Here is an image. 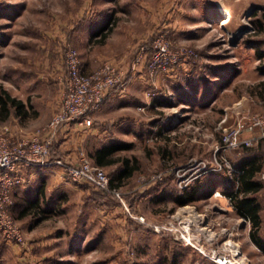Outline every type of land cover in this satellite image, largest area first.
I'll use <instances>...</instances> for the list:
<instances>
[{"label":"rangeland","instance_id":"obj_1","mask_svg":"<svg viewBox=\"0 0 264 264\" xmlns=\"http://www.w3.org/2000/svg\"><path fill=\"white\" fill-rule=\"evenodd\" d=\"M225 10L230 21L222 24ZM254 10L264 11V0H0V86L26 104L24 115L11 108L0 125L17 135L43 126L60 101L66 51L74 48L80 58L100 41L98 66L109 60L123 72L124 86L113 89L134 103L119 111L144 132L121 136L132 145L118 153L138 157V169L118 181L122 200L67 179L53 183L47 201L26 216L10 205L25 241L0 233V264H219L216 253L231 264H264L249 219L227 198L232 187L221 183L182 204L156 199L157 185L176 184L177 167L212 159L220 126L264 109V26L255 25ZM157 37L177 56L164 67L150 64ZM152 99L163 105L149 106ZM258 142L224 153L230 164L243 151L264 161ZM103 169L112 176L117 164ZM217 172L187 185L203 190L205 180L222 176ZM256 193L264 230V187Z\"/></svg>","mask_w":264,"mask_h":264},{"label":"built area","instance_id":"obj_2","mask_svg":"<svg viewBox=\"0 0 264 264\" xmlns=\"http://www.w3.org/2000/svg\"><path fill=\"white\" fill-rule=\"evenodd\" d=\"M154 45L151 66L164 67L166 63L177 57L168 50L162 37H157ZM182 53L186 54L187 51L180 50V54ZM64 64L65 71L59 76L60 101L43 126L35 131L17 135L6 124L0 125V233L6 240L17 244H23L25 237L22 227L10 211V205L13 202V187L26 180V168L56 166L71 181L87 182L122 200L121 190L110 181L109 174L103 167L93 163L83 150L78 151L75 159L62 155L50 157V145L62 126L73 123L91 125L90 112L100 106L108 91L124 86L125 76L109 60L101 62L88 73L82 72L79 54L74 48L66 51ZM220 128L219 145H215L212 159H194L183 167L176 168V184L179 188L187 185L189 179L197 175L222 170L232 174L236 187L241 169L232 167L224 151L249 146L264 137V109L244 113L233 124L223 125ZM259 175L264 180V170L260 171ZM161 177L162 173L152 175L153 179ZM211 192L220 194L218 189H213ZM227 198L231 199V195L228 194ZM139 217L142 218L141 215ZM154 227L158 228L157 224ZM214 259L219 264H231L229 261L232 258L216 253Z\"/></svg>","mask_w":264,"mask_h":264},{"label":"crops","instance_id":"obj_3","mask_svg":"<svg viewBox=\"0 0 264 264\" xmlns=\"http://www.w3.org/2000/svg\"><path fill=\"white\" fill-rule=\"evenodd\" d=\"M108 29V24L103 28V42L108 37L106 32ZM96 37V36H94ZM100 41L92 45L91 49H88L85 53L80 56V69L84 73H88L95 69L98 66L99 61L102 57L105 56L95 52V47L99 44ZM117 89H111L107 92L104 99L102 100L100 106L90 112V117L92 123L89 126L73 123L70 125L62 126L57 131V136L55 142L57 143V149L61 151V155L70 159H75L77 157L78 151L83 150L89 159L96 163L92 154L96 148H99L103 145L104 142L109 141H127L124 137H121L122 134H131L132 137L140 139L144 135L139 129V124L135 122L132 118L127 117L123 111H119L122 108H125L129 105H134V103H128L119 96V92H116ZM118 99V101H117ZM152 99L149 103V106H154L158 108L159 105H163ZM136 105V104H135ZM127 124V125H126ZM156 123H150L151 127L155 126ZM171 123L165 125V129L171 128ZM163 130V129H161ZM160 130V132H161ZM159 132V131H158ZM261 139V138H260ZM259 139V140H260ZM258 140V141H259ZM133 141V140H132ZM257 141V142H258ZM259 143V142H258ZM124 150V149H121ZM121 150H116L113 152V157L120 155L118 152ZM136 156V155H135ZM137 165H138V157ZM99 166H107L109 164H103V160L100 163H96ZM110 164L119 165V161L116 160ZM138 169V166L134 171ZM264 170V161L261 160V167L259 172ZM132 172V173H133ZM131 174V173H130ZM26 180L22 183H18L13 187L12 197L13 204L12 208L14 211L17 209L18 218L26 216L28 213L34 212V209H39L40 205H43L44 201H47V192L49 187L60 181H67V177L64 176L61 172V169L56 166L49 167H29L25 169ZM124 175V176H128ZM110 176V175H109ZM124 176H121L120 179ZM110 176V181H111ZM232 177V176H231ZM120 179L114 178L112 180L113 184L118 185ZM71 181L70 179H68ZM235 181V178L233 177ZM75 182V181H71ZM235 185V182H234ZM218 186V185H215ZM214 186V187H215ZM212 187V188H214ZM234 187V186H233ZM150 194V190L144 191V193ZM170 201H174L170 198H167ZM21 205V206H19ZM45 209V208H43ZM38 212V211H36Z\"/></svg>","mask_w":264,"mask_h":264},{"label":"trees","instance_id":"obj_4","mask_svg":"<svg viewBox=\"0 0 264 264\" xmlns=\"http://www.w3.org/2000/svg\"><path fill=\"white\" fill-rule=\"evenodd\" d=\"M252 15L255 16L253 19L255 25L262 28L264 26V11L258 14L257 11L254 10ZM106 25H103V28ZM100 36L103 37L104 35L102 34ZM260 68L264 71V65ZM194 98L195 97L193 96L191 102L193 104H197L198 101ZM28 105L31 106L30 103ZM11 108H13L15 114L24 115L26 113L25 102L11 96L4 87L0 86V118H5L9 114ZM263 144L264 137L259 140V145L263 146ZM131 145L132 143L127 141H109L104 142L101 147L94 150L92 156L96 163H100L102 160L103 164H110L116 160L119 161L117 170L111 177V182L114 178L118 180L121 176L130 174L137 168V158L135 155H132L131 157L126 155L113 157L112 155L116 150L127 149ZM56 146L57 143L54 139L50 145V157L61 156ZM246 148H248V146H240L237 149L242 151V149L245 150ZM240 154L241 155L238 156L237 159L231 161L233 168L241 169V173L238 174V183L236 187L233 188L235 182L233 177L227 173V170H222L217 172L222 173L220 178H209L202 183L205 184V188L203 190H200L201 187L195 184H191L189 186L185 185L182 188H179L176 184H174V187L170 189L161 186V184L160 186L157 185L158 188L156 189H159L160 192H158L156 199L170 198L174 201V204H182L204 195V193L210 191V189L215 185L222 183L225 187L228 186L229 189L232 187L229 192L234 211L237 214L242 215L245 219H249V237L260 250L264 251V230H261L260 226L261 201L256 193L260 188L264 187V183L259 175L261 159L256 154H244V151ZM222 179L224 181H222ZM160 182L162 183V181ZM199 184L202 185L201 183ZM173 206L174 205H172V207Z\"/></svg>","mask_w":264,"mask_h":264},{"label":"bare ground","instance_id":"obj_5","mask_svg":"<svg viewBox=\"0 0 264 264\" xmlns=\"http://www.w3.org/2000/svg\"><path fill=\"white\" fill-rule=\"evenodd\" d=\"M226 14H225V16H224V18H223V20H222V24H226V23H228L229 21H230V16H229V14H228V11H224ZM219 259H222V258H219Z\"/></svg>","mask_w":264,"mask_h":264},{"label":"water","instance_id":"obj_6","mask_svg":"<svg viewBox=\"0 0 264 264\" xmlns=\"http://www.w3.org/2000/svg\"><path fill=\"white\" fill-rule=\"evenodd\" d=\"M245 29L242 30V32L244 31Z\"/></svg>","mask_w":264,"mask_h":264}]
</instances>
